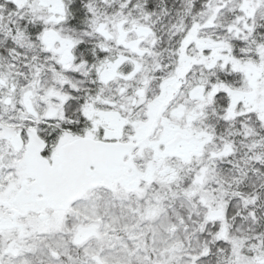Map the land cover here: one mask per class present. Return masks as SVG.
I'll list each match as a JSON object with an SVG mask.
<instances>
[{
  "label": "snow or ice",
  "instance_id": "6c2138e0",
  "mask_svg": "<svg viewBox=\"0 0 264 264\" xmlns=\"http://www.w3.org/2000/svg\"><path fill=\"white\" fill-rule=\"evenodd\" d=\"M0 264H264V0H0Z\"/></svg>",
  "mask_w": 264,
  "mask_h": 264
}]
</instances>
